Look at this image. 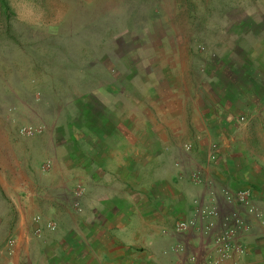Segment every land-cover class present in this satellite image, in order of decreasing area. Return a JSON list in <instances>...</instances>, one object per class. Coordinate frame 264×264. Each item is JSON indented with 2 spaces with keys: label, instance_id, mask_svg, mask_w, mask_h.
<instances>
[{
  "label": "crops",
  "instance_id": "crops-1",
  "mask_svg": "<svg viewBox=\"0 0 264 264\" xmlns=\"http://www.w3.org/2000/svg\"><path fill=\"white\" fill-rule=\"evenodd\" d=\"M219 87L102 86L89 122L43 133L0 181V264H204L210 236L176 226L212 188H247L264 214V126L253 132L247 96ZM243 215V251L224 264H264V216Z\"/></svg>",
  "mask_w": 264,
  "mask_h": 264
},
{
  "label": "rangeland",
  "instance_id": "rangeland-1",
  "mask_svg": "<svg viewBox=\"0 0 264 264\" xmlns=\"http://www.w3.org/2000/svg\"><path fill=\"white\" fill-rule=\"evenodd\" d=\"M4 1L0 181L43 133L95 117L102 86H223L222 99L247 96L240 120L264 126V0Z\"/></svg>",
  "mask_w": 264,
  "mask_h": 264
},
{
  "label": "built area",
  "instance_id": "built-area-1",
  "mask_svg": "<svg viewBox=\"0 0 264 264\" xmlns=\"http://www.w3.org/2000/svg\"><path fill=\"white\" fill-rule=\"evenodd\" d=\"M35 130L29 128L23 133L27 135L34 134ZM191 146H187V150H191ZM214 159V154H211ZM49 166V165H48ZM47 167V166H46ZM192 181L201 182L198 173L192 175ZM212 192V205L197 201L193 217L188 221L179 222L176 226L177 232L185 233L189 230H196L202 235L210 236L209 246L212 253L208 254L204 264H224L234 255H238L243 251V247L238 240L239 233L242 234L248 230L247 221L244 218L248 213L256 218H262L264 214L253 204L252 193L247 188L231 190L229 188H220V193ZM83 190L76 192L81 195ZM77 208L78 205L75 204ZM38 223L40 218H35ZM48 228L55 229V224H49ZM39 229L37 233H39ZM182 250V248H178ZM210 256V257H208ZM196 256H192L186 264H196Z\"/></svg>",
  "mask_w": 264,
  "mask_h": 264
},
{
  "label": "trees",
  "instance_id": "trees-1",
  "mask_svg": "<svg viewBox=\"0 0 264 264\" xmlns=\"http://www.w3.org/2000/svg\"><path fill=\"white\" fill-rule=\"evenodd\" d=\"M0 6H1L2 10H3V13H5L7 8H8L7 3L4 0H0Z\"/></svg>",
  "mask_w": 264,
  "mask_h": 264
},
{
  "label": "clouds",
  "instance_id": "clouds-1",
  "mask_svg": "<svg viewBox=\"0 0 264 264\" xmlns=\"http://www.w3.org/2000/svg\"><path fill=\"white\" fill-rule=\"evenodd\" d=\"M242 121H244V119L242 118Z\"/></svg>",
  "mask_w": 264,
  "mask_h": 264
}]
</instances>
